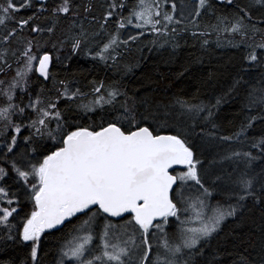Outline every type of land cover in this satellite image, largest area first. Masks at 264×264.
Instances as JSON below:
<instances>
[{"label":"snow or ice","instance_id":"6c2138e0","mask_svg":"<svg viewBox=\"0 0 264 264\" xmlns=\"http://www.w3.org/2000/svg\"><path fill=\"white\" fill-rule=\"evenodd\" d=\"M262 24L264 0H0V240L22 253L0 251V264H220L221 224L264 208ZM187 33L234 50L214 102L130 97L120 79L67 71L83 54L122 77L146 34L175 49ZM41 79L47 96L33 90ZM225 98L227 125L216 119ZM231 255L264 264V237L255 256Z\"/></svg>","mask_w":264,"mask_h":264},{"label":"trees","instance_id":"16d2710c","mask_svg":"<svg viewBox=\"0 0 264 264\" xmlns=\"http://www.w3.org/2000/svg\"><path fill=\"white\" fill-rule=\"evenodd\" d=\"M175 2L179 5L185 0H175ZM219 7L224 6L219 5ZM28 14L30 11L20 13L21 16ZM261 14L260 11L255 12L254 19L259 20ZM210 19L211 17L204 14L200 17V22L204 24ZM260 26L264 27V24ZM205 38L210 41V44L202 49L200 44L192 38L191 33L183 34L178 41L179 47L174 49L171 43L163 47L151 44L153 37L146 34L144 40L133 45L132 51L121 62L122 77L114 75L111 70H103V66L94 68L91 60L83 54L73 57L72 67L67 71L68 73L75 72L77 79H80L82 83L85 77L81 74V70L85 73L91 70L92 75L87 76L88 80L93 76L120 79L121 87L126 89L130 97L151 95L157 99H163L164 102H169L174 96L190 98L199 93L200 100L206 101L211 97L214 102L215 96L220 94L228 82L229 61L234 55V50L226 45L217 47L215 35ZM41 42L43 43V40ZM125 65L128 66L127 69ZM53 71H59L60 78H65L63 69L54 67ZM210 73L213 75L210 76ZM32 80L36 81L37 76L33 75ZM41 87L45 89L47 96L50 94L48 90L52 88V82L45 83L41 79L40 82L34 84L33 90H39ZM234 111V102L225 98L217 110V122L227 125L228 121L233 119ZM259 131L260 126L257 125L249 135H259ZM23 134L26 135L27 132ZM212 155V150L206 153L208 159H211ZM255 164L257 169L264 166L259 160ZM59 235L60 233L53 232L45 247L54 248L55 239ZM262 237H264V208L252 207L249 204L239 210L236 216L228 217L221 224L218 234L212 240V245L216 249L220 264H231L232 253L248 251L255 256L259 252ZM5 250L7 256L22 255L20 250L11 243L5 244L3 240H0V251ZM7 256L0 258H7Z\"/></svg>","mask_w":264,"mask_h":264},{"label":"rangeland","instance_id":"374dc122","mask_svg":"<svg viewBox=\"0 0 264 264\" xmlns=\"http://www.w3.org/2000/svg\"><path fill=\"white\" fill-rule=\"evenodd\" d=\"M176 170H177V171H180V170H181V168H176Z\"/></svg>","mask_w":264,"mask_h":264},{"label":"water","instance_id":"95a60500","mask_svg":"<svg viewBox=\"0 0 264 264\" xmlns=\"http://www.w3.org/2000/svg\"><path fill=\"white\" fill-rule=\"evenodd\" d=\"M175 168H180V166H174Z\"/></svg>","mask_w":264,"mask_h":264}]
</instances>
